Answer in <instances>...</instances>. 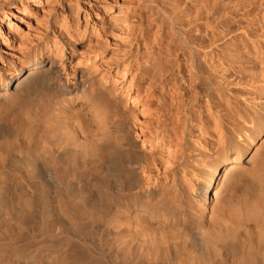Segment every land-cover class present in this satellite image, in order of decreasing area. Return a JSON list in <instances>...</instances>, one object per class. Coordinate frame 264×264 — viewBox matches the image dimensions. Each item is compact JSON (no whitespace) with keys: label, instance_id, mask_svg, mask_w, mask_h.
I'll use <instances>...</instances> for the list:
<instances>
[{"label":"bare ground","instance_id":"6f19581e","mask_svg":"<svg viewBox=\"0 0 264 264\" xmlns=\"http://www.w3.org/2000/svg\"><path fill=\"white\" fill-rule=\"evenodd\" d=\"M139 2L172 38L128 22L124 93L0 46V264H264V0Z\"/></svg>","mask_w":264,"mask_h":264},{"label":"rangeland","instance_id":"374dc122","mask_svg":"<svg viewBox=\"0 0 264 264\" xmlns=\"http://www.w3.org/2000/svg\"><path fill=\"white\" fill-rule=\"evenodd\" d=\"M101 1L15 0L8 3L9 0H0V15L4 9L15 10L13 13H7L8 21H10L9 28L13 33L12 37L7 41L6 37L0 35L3 60L7 62L10 58L16 59L22 51H26L44 40L50 41L48 45L52 50L54 47L53 35L59 36L61 33L71 32L75 37L71 38L73 48L67 47L66 49L65 47L64 54L71 56L70 62L68 60L66 62V67L71 65L69 70H73L75 67L86 69V74L90 72V75L92 74L90 77L93 78L94 75L95 79L102 76L107 81L109 80L108 82H114L119 93H124L128 90L126 86L131 75L130 72H127L123 80L120 79L119 74L121 73L119 72L125 68L130 59H133V64L135 63L133 70L138 60L133 57L135 49L130 43L129 37L131 36L126 38L129 32L127 28L133 25V32L143 36L139 39L140 41L147 40L149 42L153 35L158 34L157 38L165 44L172 38L170 25L167 21H163L161 12L156 13V10L154 11L150 5L140 2L139 4L138 0H109L104 11L98 12L97 9L98 13H95L96 9L93 8H95L94 6L100 8L98 2ZM70 10H72V14ZM132 14H135V17ZM70 15L74 16L77 21L72 22ZM155 16L156 19H154ZM132 19L134 24L130 23L127 26ZM157 19L160 20H158L160 23L157 22ZM93 51H99L100 54L93 56ZM142 52L139 62L147 59V57L143 58ZM76 73L77 71L71 77Z\"/></svg>","mask_w":264,"mask_h":264}]
</instances>
